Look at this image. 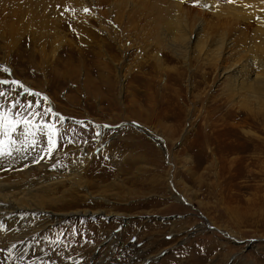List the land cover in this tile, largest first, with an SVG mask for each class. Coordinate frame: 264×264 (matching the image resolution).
<instances>
[{
  "label": "rangeland",
  "instance_id": "1",
  "mask_svg": "<svg viewBox=\"0 0 264 264\" xmlns=\"http://www.w3.org/2000/svg\"><path fill=\"white\" fill-rule=\"evenodd\" d=\"M134 2L142 5L140 0ZM183 5L197 9L196 5ZM55 16L49 19L55 23L64 19L60 11ZM48 17H42L31 0H0V80L9 81L0 85L4 93L0 108L12 111L15 120L40 119L48 129L54 127L55 138L61 141L57 155L62 173L57 176L69 179L76 172L72 167L66 169L68 165L75 159L89 160L90 165L82 161L76 174L83 189H74L65 178H57L63 182L49 195L56 207L61 206L59 212H103L70 215L48 223L24 247L27 255L31 258L42 249L45 264H264V109L258 110L253 120H246V111L241 109L242 118L226 121L227 129L250 142L237 141L227 133L222 137L223 151L217 149L220 156L216 151L217 157L211 156L214 146L205 147V154L218 160L211 161V169L209 158H197L201 163L197 172L203 173L197 183L189 179L184 151L188 133L190 137L195 134L200 122L188 127L184 78L177 83L180 95L174 91L178 87L173 81L164 78L173 69L182 68L181 63L165 61L154 74L156 82L166 86L161 90L166 96H161L165 103L151 112L150 102L142 97L150 68L139 67L142 62L149 63L145 56L140 61L138 52L139 43H149L146 39L136 43L125 21L108 25L112 34L126 40L129 51L124 55L125 43H115L111 39L114 34L106 37L98 32L94 22L91 30L71 21L52 29L45 21ZM13 80L23 88L12 85ZM210 84L203 92L223 93L222 80L215 87ZM29 103L33 107H27ZM49 108L51 112H46ZM230 141L243 143V149L226 153ZM233 157L237 160L234 168L229 173L219 172V161ZM4 172L6 176L15 171ZM230 173L234 177L231 184L227 181ZM73 194L80 199L66 204ZM55 206L47 210L58 213ZM5 233L0 230V238ZM23 250L1 248L0 264L13 260L27 264L20 254ZM35 261L30 264H37V258Z\"/></svg>",
  "mask_w": 264,
  "mask_h": 264
},
{
  "label": "bare ground",
  "instance_id": "2",
  "mask_svg": "<svg viewBox=\"0 0 264 264\" xmlns=\"http://www.w3.org/2000/svg\"><path fill=\"white\" fill-rule=\"evenodd\" d=\"M140 1H142L141 6L136 5L134 0H31V3L38 5L39 14L42 17L46 14L50 16L45 21H48V25H52V29H55V26L56 28L61 27V24H65V22L69 24L70 21L76 26L84 24L81 27L90 29L94 22L99 27L98 32L106 37L114 34L111 39L115 43H125L123 45L124 55L129 51L126 40L121 41L115 33L112 34V30L107 29L108 25L115 26V24H122L125 21V24L131 27L128 33L132 32L135 41L138 40L136 43L146 39L149 43L144 44L145 46L139 43L138 52L142 54L140 61L145 56L149 63L142 62L139 67L150 68L149 81L147 80V84L143 87L144 95L142 97L150 102L148 110L151 112H154L155 106L165 103L161 96H166L161 93V90L163 88L165 90L166 86L157 83L158 77L156 78L154 74L161 70L165 61L172 60L181 63L182 68L173 69V73H166L164 78L172 80L176 87H178V81L184 78V103L187 106L185 107L187 124L190 125L188 127H192L197 120L200 122L197 129L193 130L195 134L193 132L190 137V132L188 133L184 151L187 157V167H190L186 168L190 173V177H188L200 183L203 173L197 172L201 167L200 160L197 158L202 156L201 161L203 158L205 161L206 158H209L208 167L213 169L211 161L217 158L212 157H217L215 154L218 152L217 149L220 148L219 152L223 151L222 137H226L227 133H232L235 140L243 141L245 144L250 142L243 135L227 129L226 121L231 118H242L241 109L246 111V120H253L257 118L255 114H259L258 110L264 109V0ZM184 3L196 5L197 9L190 10V8L184 7ZM148 4H151L150 9L154 14L147 7ZM51 9L55 11L53 12ZM84 9H88V12H85ZM30 10L31 13L34 11L32 8ZM57 11L62 12L64 19L55 23V20L49 18L55 19ZM107 57L110 61L113 60L111 56ZM142 73L147 75L146 72L142 71ZM221 80L223 86L220 90L223 93L216 94L219 90L203 92L204 86L207 88L211 83V88L215 87ZM180 87L174 90L178 95L182 92L179 90ZM197 106H199L198 109ZM196 111H198V115L195 116ZM0 114H6L9 120H15L12 111H8L4 107L0 108ZM70 129L67 131L70 132L72 130ZM72 131L70 133H73ZM3 132L4 130L0 128V140L5 142V154L0 156V230L6 231V233L0 238V249L5 248L13 251L22 248L25 249L23 250L25 252L20 253L22 260H26L30 264L31 262L36 263L35 258H37V264H45L46 255L42 253V249L30 258L27 255L29 254L28 249L24 248L34 240L36 232L46 228L48 223L55 224L66 216L78 214L92 216L95 212H103L87 209L59 212L61 206L60 208L56 207L54 198L51 199L49 195V193L52 195L56 187L61 186L60 183L63 181H69L74 189H83L84 185L76 174L81 170L82 161L84 164L88 162L89 165L90 162L89 160L75 159L66 167V169L72 167V170L76 172L75 175H71V178L68 177L69 179L63 175L57 176L62 173L57 155V151H60L58 143L61 141L54 137L56 147L51 152L49 151V129L45 123L40 122V119L33 120L28 126L23 123L18 125L16 131L10 133L11 141L5 138ZM237 141H230L226 153L229 154L235 150L240 152L243 149V143L241 145ZM71 145L73 144L71 143ZM237 145L239 149L235 147ZM211 146H214L210 153L212 159L205 154L204 150L205 147L208 149ZM68 152L66 151V153ZM219 152L218 156H220ZM224 160L219 161L218 170L229 173L234 168H232L233 163H236L237 160L234 157L228 162ZM235 166L237 167V165ZM7 169L15 172L5 176L2 173H5L4 171ZM13 174L17 176L15 178L7 177ZM217 174L219 173L217 172ZM229 175L226 178L230 183L234 177L231 173ZM58 177L65 179L57 181ZM85 196L90 197L89 192H86ZM76 198L79 197L73 194L70 199H67L66 204H75ZM49 206H55V211L58 213L48 211ZM3 239L7 242H4ZM10 264H19V261L13 260Z\"/></svg>",
  "mask_w": 264,
  "mask_h": 264
},
{
  "label": "snow or ice",
  "instance_id": "3",
  "mask_svg": "<svg viewBox=\"0 0 264 264\" xmlns=\"http://www.w3.org/2000/svg\"><path fill=\"white\" fill-rule=\"evenodd\" d=\"M231 2V0H229ZM85 12H88V9H84ZM5 72H7V69H4ZM9 81L7 80H0V85H8ZM12 85H17L20 88H23V85L20 84L18 81H11ZM30 95L38 96V93H29ZM4 95L3 92H0V96ZM15 106V105H14ZM36 107H39V104L35 105ZM27 107L31 108L33 105L29 103ZM46 112H51V109H45ZM33 115H37L36 113H33ZM23 123L25 126L30 125L32 122L28 120L27 118H24L23 120H9L7 118L6 114H0V128L4 130L3 134L5 138L8 141H11L10 133L15 132L18 125ZM58 133L55 131L54 127L49 128V134H48V142H49V151L51 152L56 147V141L54 139L55 136H57ZM98 135V134H97ZM4 141L0 140V156L5 154V148H4Z\"/></svg>",
  "mask_w": 264,
  "mask_h": 264
}]
</instances>
